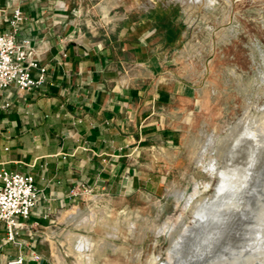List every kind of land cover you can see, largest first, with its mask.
I'll return each instance as SVG.
<instances>
[{"label":"rangeland","instance_id":"1","mask_svg":"<svg viewBox=\"0 0 264 264\" xmlns=\"http://www.w3.org/2000/svg\"><path fill=\"white\" fill-rule=\"evenodd\" d=\"M61 1L89 34L151 25L170 41L167 77L202 107L159 195L90 204L54 263L264 264V0Z\"/></svg>","mask_w":264,"mask_h":264},{"label":"crops","instance_id":"2","mask_svg":"<svg viewBox=\"0 0 264 264\" xmlns=\"http://www.w3.org/2000/svg\"><path fill=\"white\" fill-rule=\"evenodd\" d=\"M15 10V39L30 42L46 74L35 90L0 91L9 104L0 109V171L33 177L40 197L19 219L18 244L0 222V252L55 264L57 238L90 204L159 195L171 173L164 159L183 147L201 90L167 77L170 41L151 25L134 36L89 34L61 0H0V33L13 32Z\"/></svg>","mask_w":264,"mask_h":264},{"label":"built area","instance_id":"3","mask_svg":"<svg viewBox=\"0 0 264 264\" xmlns=\"http://www.w3.org/2000/svg\"><path fill=\"white\" fill-rule=\"evenodd\" d=\"M23 16L15 10L11 25L12 33H0V91L11 89L24 93L39 88L45 82L46 69L41 67L39 59L28 40L18 43L15 39L18 23ZM3 102L0 109H7ZM75 194V193H74ZM40 191L34 185V178L18 173L0 171V222L6 226L7 241L17 243V234L23 224L19 219H27L38 203ZM33 261L39 257L33 255ZM23 255L9 257L0 252V264H24Z\"/></svg>","mask_w":264,"mask_h":264},{"label":"bare ground","instance_id":"4","mask_svg":"<svg viewBox=\"0 0 264 264\" xmlns=\"http://www.w3.org/2000/svg\"><path fill=\"white\" fill-rule=\"evenodd\" d=\"M83 241V240H82ZM80 242V241H79ZM90 243V242H89ZM155 261V259L151 260V262Z\"/></svg>","mask_w":264,"mask_h":264}]
</instances>
